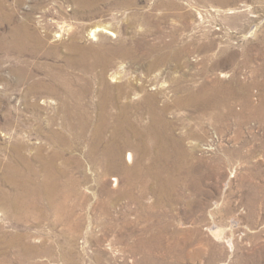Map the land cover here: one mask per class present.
I'll use <instances>...</instances> for the list:
<instances>
[{"label": "rangeland", "instance_id": "obj_1", "mask_svg": "<svg viewBox=\"0 0 264 264\" xmlns=\"http://www.w3.org/2000/svg\"><path fill=\"white\" fill-rule=\"evenodd\" d=\"M0 203V264H264V0H0Z\"/></svg>", "mask_w": 264, "mask_h": 264}, {"label": "bare ground", "instance_id": "obj_2", "mask_svg": "<svg viewBox=\"0 0 264 264\" xmlns=\"http://www.w3.org/2000/svg\"><path fill=\"white\" fill-rule=\"evenodd\" d=\"M82 1V0H81ZM97 29H95L94 30V32L96 31ZM109 30V32H111V30L110 29H108ZM216 88V87H215ZM202 97V96H201ZM196 99V98H195ZM198 99V98H197ZM190 101V100H189ZM125 117V121L126 122H128L127 121V119H128V116H124ZM119 121V120H118ZM123 122V121H122ZM121 122V123H122ZM119 124V123H118ZM125 125V124H124ZM123 126H121V124H119V125H117V127H116V131H114L115 133H116V137H119L120 138V136H121V134L124 132V131H122L123 130ZM143 132H142V130H139L138 129V131H134V134L136 135V134H142ZM114 138V137H113ZM126 139V138H125ZM155 139V138H154ZM111 142V141H110ZM128 143H130L129 141H127ZM117 144H119V143H117ZM148 144V143H147ZM116 145V144H115ZM151 145V144H150ZM109 146V145H108ZM114 146V145H113ZM119 146V145H118ZM17 148V147H16ZM19 148V147H18ZM114 148V147H113ZM107 149V148H106ZM105 149V150H106ZM20 150H21V148H20ZM109 150V149H108ZM111 150V149H110ZM114 150V149H113ZM112 150V151H113ZM116 150V149H115ZM114 150V151H115ZM120 150V149H119ZM117 151H118V149H117ZM108 152V151H107ZM119 152V151H118ZM109 153V152H108ZM112 153V152H111ZM114 154V153H113ZM117 154V153H116ZM120 155V154H119ZM116 156H118V155H116ZM115 157V156H114ZM108 158V157H107ZM128 159L130 160V161H132L133 159H134V154L132 153V152H130L129 153V156H128ZM108 160V159H107ZM112 160H114L113 158H112ZM50 161V160H49ZM53 162H54V160H52ZM105 161V160H104ZM113 162V161H112ZM115 164V163H114ZM154 164V163H153ZM130 167V166H129ZM129 167H126V168H124L125 170H127L128 172H129V174H131V175H135L136 173H138L137 172V170H136V168H134V167H131V168H129ZM13 168V167H12ZM110 168V167H109ZM14 169V168H13ZM123 169V170H124ZM16 170V169H15ZM52 170V169H51ZM50 171V170H49ZM17 172V171H16ZM52 172V171H51ZM12 173H14V172H12ZM22 174H23V172H22ZM24 175V174H23ZM51 175H53V174H51ZM141 175H142V172H141ZM7 176V175H6ZM18 176H20V175H18ZM50 176V175H49ZM140 176V175H139ZM48 177V176H47ZM51 177V176H50ZM129 177V176H128ZM116 178V177H115ZM14 179V178H13ZM20 179H21V177H20ZM47 179V178H46ZM49 179V178H48ZM136 179V178H135ZM10 180V179H9ZM49 180H51V179H49ZM132 180H134V179H132ZM25 182V181H24ZM27 182V181H26ZM131 182V181H130ZM21 184V183H20ZM19 184V185H20ZM135 184V183H134ZM38 189V188H37ZM28 190V189H27ZM30 190V189H29ZM26 192V191H25ZM33 192V191H32ZM35 192V191H34ZM52 192V191H51ZM5 193V192H4ZM54 193V192H53ZM31 194V193H30ZM9 195V194H8ZM18 195V194H17ZM22 195V194H21ZM3 196H6V194L4 195L3 194ZM27 196V195H26ZM59 196H60V194H59ZM9 197V196H8ZM23 197V196H22ZM10 199V198H9ZM16 199V198H15ZM23 199H25V198H23ZM7 200V199H6ZM17 200V199H16ZM26 200V199H25ZM4 201H5V199H4ZM10 201H11V199H10ZM7 202H8V200H7ZM6 202V203H7ZM12 202V201H11ZM2 203V202H1ZM0 203V204H1ZM5 202H3V204H4ZM8 205V204H7ZM24 208V207H23ZM218 232V231H217ZM217 232H216V234H217ZM219 233H221V232H219ZM222 234V233H221ZM221 234H219V235H221ZM147 258V257H146Z\"/></svg>", "mask_w": 264, "mask_h": 264}]
</instances>
